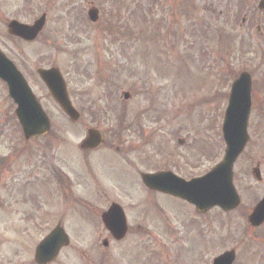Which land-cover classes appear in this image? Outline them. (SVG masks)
<instances>
[{"label":"rangeland","instance_id":"rangeland-1","mask_svg":"<svg viewBox=\"0 0 264 264\" xmlns=\"http://www.w3.org/2000/svg\"><path fill=\"white\" fill-rule=\"evenodd\" d=\"M48 1L45 7L46 0H0V49L20 65L52 125L45 138L28 145L32 148L34 162L43 167L48 163L49 168V171L41 166L32 169L30 177L34 178L28 191L33 198L29 199L31 205H27L31 214L20 221L22 213L9 212L20 208L6 207L8 210L4 211L10 220L19 219L16 227L19 226L21 232L27 231L22 230L21 225L31 227L33 244L44 238L60 218L57 211L60 195L52 177L56 174L66 178L65 182L60 179L67 187L68 201L72 195L84 197L70 202L68 207L71 208H66L63 225L70 245L52 264H108V253L113 250L97 246L104 234L98 238L101 225L98 219L95 221L93 209L99 214L97 211H105L111 203L123 208L129 229L124 241L112 252L120 254L114 257L115 264H163V258L169 261L173 246L172 261L167 264H211L213 258L230 249L241 254L234 264H247L248 250L264 247V239L255 237L264 234V226L254 230L245 220L264 193V137L261 139L259 134L256 112L250 114L249 140L233 167V183L242 205L221 215L213 210L203 223L188 204L149 192L140 184L137 171L126 165L122 167L124 152L113 143L110 130L117 129L118 116L125 112L126 121L150 133V142L135 137L130 140L140 144L137 150L129 151L126 162L138 159V170L173 171L172 167L176 166L175 170L190 178L201 176L216 165L223 153L220 126L232 81L242 71L251 73L252 70L256 79L264 77V43L260 42L264 38V11H257L258 0L250 4L246 23L240 28L245 9L242 0H197L194 18L190 21L181 17V7L176 0H140L145 10L152 9L154 22L149 16L141 19L137 7L134 12H128L131 7L121 6L132 0L121 3L116 0ZM92 5L102 13L97 25H91L86 17ZM206 6H213L215 14H221L220 20L208 13ZM37 8H47L50 18L36 42L23 44L6 35L3 20L15 19L16 15L18 21L31 23L29 13L36 14L31 11ZM208 23L224 31L222 39L215 36L209 43L195 36ZM183 24L188 30L183 33L184 38H180L177 33ZM255 25H261V36ZM214 46L217 54L211 56ZM238 52L243 59L252 61L253 69L240 61ZM35 65L55 66L60 70L72 104L80 113L76 123L70 122L50 98L36 76ZM105 75H110L113 84L105 80ZM124 92L130 95L127 101L122 98ZM13 107L0 83L1 131L8 129L6 120L13 122L9 118L13 117ZM88 128L99 129L104 143L98 151L80 156L83 154L79 153L78 146ZM153 129H156L154 134ZM12 135L17 134L12 132ZM107 139L112 147L108 146ZM178 139L187 142L186 146L179 147ZM122 140L128 141L125 133H121ZM157 140L159 143L153 146ZM48 141L51 145L47 161L39 148ZM3 146H0V155H5ZM170 149H176L179 158L172 155ZM7 163L0 165V177H17L21 171L28 172L31 166L29 156L18 159L13 167ZM256 163L260 165L262 177L259 183L251 175ZM96 177L100 179V189L90 182ZM72 178L80 186H72L69 181ZM42 205L47 206L42 209L48 213V220L45 224L40 218L34 225L35 209ZM61 211H64L62 203ZM136 225L140 229H135ZM10 226H13L11 222ZM11 233L7 226L0 227V264L7 263V258L16 259V254H29L32 240L16 236L2 251V240ZM157 251H162L163 256ZM2 255L8 257L4 259ZM21 256L18 261L22 259L24 264H32V259Z\"/></svg>","mask_w":264,"mask_h":264},{"label":"water","instance_id":"water-1","mask_svg":"<svg viewBox=\"0 0 264 264\" xmlns=\"http://www.w3.org/2000/svg\"><path fill=\"white\" fill-rule=\"evenodd\" d=\"M264 8V1L260 4ZM92 21L96 20V12H90ZM42 24L34 27H25L17 23L9 25V32L25 40H32L41 29ZM39 76L45 83L50 95L60 106L62 111L72 120H77V114L71 107L66 88L57 70L40 71ZM0 78L8 86L9 97L17 105L16 116L22 126L25 137L43 135L49 130V121L40 105L31 93L29 87L18 74L15 68L0 54ZM125 99L128 97L124 95ZM250 112L249 77L243 74L233 86L229 104L225 113L223 135L226 143L225 156L221 164L215 167L203 178L184 182L170 174L143 175V183L150 189L162 191L182 198L195 204L198 210L204 211L213 206L223 210H231L238 204V197L232 185V167L237 157L243 151L248 140L246 126ZM99 135L88 132L83 148H94L99 144ZM258 177V171L254 170ZM106 228L116 238H122L125 233V219L117 205L111 208L102 217ZM264 220V198L256 207L249 221L257 226ZM68 245L66 235L56 229L37 247L35 260L39 264L52 261L57 250ZM233 253H225L214 260L213 264H231Z\"/></svg>","mask_w":264,"mask_h":264},{"label":"flooded vegetation","instance_id":"flooded-vegetation-1","mask_svg":"<svg viewBox=\"0 0 264 264\" xmlns=\"http://www.w3.org/2000/svg\"><path fill=\"white\" fill-rule=\"evenodd\" d=\"M253 2H255V0H252ZM47 3V2H46ZM36 4V3H35ZM42 6V5H41ZM44 6L46 7L47 4ZM31 12H37L36 14L33 13H29V15L31 16V22L34 21L35 19H38L39 17H41L42 15L48 16L47 13V8H37L36 11H31ZM6 23V21H5ZM256 29L259 33V35L261 36L263 34V31L261 29V27L259 25L256 26ZM261 29V30H260ZM262 41H260L261 43H264V38H261ZM255 75V74H254ZM255 98V100H254ZM253 100H254V104H253ZM264 108V77H260L258 79H254L252 82V112H256L258 114V120H257V124H258V129H264V110H260V109ZM261 119V120H260ZM260 120V122H259ZM261 124V125H260ZM260 137L261 139L264 137V130L261 131L260 133ZM30 143V142H29ZM127 144V143H126ZM23 148L17 149L16 144L10 146L9 148V154L8 155H4L3 157H0V160L5 162H8L10 164L11 167H13L16 164V161L18 159L21 158H25L28 157L31 153V150L28 148L27 143L22 144ZM34 177H0V215H2V220L0 221V227H4L7 226L8 229H10L12 231L13 234H16L18 227H16V220L18 222V218H16V220H10L9 216H7L8 214L6 213V211H4L6 209V207H9L10 209L12 208H20L19 211L14 212V211H9L10 213H18L21 216V220L20 221H24L26 219L29 218V215L31 214L29 211V207L27 209V205L31 203H29V199L33 198L30 197V193L28 191V187L29 185L32 183ZM60 178L63 177H56V182L57 184H64ZM98 187V186H97ZM260 200V199H259ZM255 203L256 198L253 201V208L255 207V205L258 203V201ZM64 203V200L62 201ZM242 205V200H240V204L237 208H239ZM252 208V209H253ZM9 209V210H10ZM38 209V207L36 208ZM252 209L250 210V212L252 211ZM8 210V209H6ZM40 209H38L37 211L39 212ZM247 217V215H246ZM33 220V219H32ZM10 222L13 224V226H10ZM41 223H45L42 219H41ZM9 224V225H8ZM46 224V223H45ZM99 224L101 225V223L99 222ZM28 225H21V229L23 230H32L31 227L28 228ZM30 226V225H29ZM33 226V225H31ZM264 226V225H263ZM262 226V227H263ZM35 227V226H34ZM101 232L98 234L99 238L101 237L102 234H104V238L103 240H105L108 243V247H112L115 250L117 249V246L119 243L123 242V240L120 241H116L114 240L111 235L103 228V226L101 225ZM108 247H106V249H108ZM3 257V255H2ZM8 256H4L3 258H7ZM108 264H112V259H111V255H108ZM7 263L5 264H10V260L9 258L6 259ZM254 264H264V256L263 258L259 259V260H253Z\"/></svg>","mask_w":264,"mask_h":264}]
</instances>
